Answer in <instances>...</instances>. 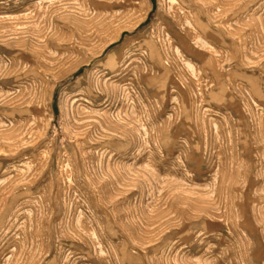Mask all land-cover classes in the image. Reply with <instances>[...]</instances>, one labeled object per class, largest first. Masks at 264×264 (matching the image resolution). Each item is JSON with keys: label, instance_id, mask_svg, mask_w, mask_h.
I'll return each mask as SVG.
<instances>
[{"label": "rangeland", "instance_id": "1", "mask_svg": "<svg viewBox=\"0 0 264 264\" xmlns=\"http://www.w3.org/2000/svg\"><path fill=\"white\" fill-rule=\"evenodd\" d=\"M0 264H264V0H0Z\"/></svg>", "mask_w": 264, "mask_h": 264}]
</instances>
